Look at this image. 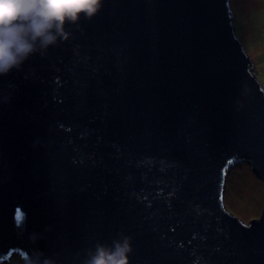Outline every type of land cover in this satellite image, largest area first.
I'll use <instances>...</instances> for the list:
<instances>
[{"label":"water","instance_id":"95a60500","mask_svg":"<svg viewBox=\"0 0 264 264\" xmlns=\"http://www.w3.org/2000/svg\"><path fill=\"white\" fill-rule=\"evenodd\" d=\"M234 0H103L67 41L0 77V264H264L227 175L264 181V93ZM19 214L20 219H17Z\"/></svg>","mask_w":264,"mask_h":264},{"label":"clouds","instance_id":"9594fccd","mask_svg":"<svg viewBox=\"0 0 264 264\" xmlns=\"http://www.w3.org/2000/svg\"><path fill=\"white\" fill-rule=\"evenodd\" d=\"M102 7L103 0H0V77L67 41L66 25L91 21ZM132 251L131 237L122 235L111 245L96 244L83 264H129Z\"/></svg>","mask_w":264,"mask_h":264},{"label":"rangeland","instance_id":"374dc122","mask_svg":"<svg viewBox=\"0 0 264 264\" xmlns=\"http://www.w3.org/2000/svg\"><path fill=\"white\" fill-rule=\"evenodd\" d=\"M239 32L246 51L264 84V0H234ZM264 88V85H263ZM264 93V90H263ZM226 209L244 223L258 219L264 206V182L248 163L230 169L224 190ZM3 264H26L17 254Z\"/></svg>","mask_w":264,"mask_h":264},{"label":"trees","instance_id":"16d2710c","mask_svg":"<svg viewBox=\"0 0 264 264\" xmlns=\"http://www.w3.org/2000/svg\"><path fill=\"white\" fill-rule=\"evenodd\" d=\"M234 26H235L236 33H239V31H240L239 28H240L241 24L240 23L238 24V22H237L236 25L234 24ZM257 79H258V75H257Z\"/></svg>","mask_w":264,"mask_h":264},{"label":"crops","instance_id":"0c3cea01","mask_svg":"<svg viewBox=\"0 0 264 264\" xmlns=\"http://www.w3.org/2000/svg\"><path fill=\"white\" fill-rule=\"evenodd\" d=\"M253 73L254 74H256V76H257V73H256V71H255V65H254V69H253ZM261 82V81H260ZM262 83V82H261ZM263 84V83H262ZM264 85V84H263Z\"/></svg>","mask_w":264,"mask_h":264},{"label":"snow or ice","instance_id":"6c2138e0","mask_svg":"<svg viewBox=\"0 0 264 264\" xmlns=\"http://www.w3.org/2000/svg\"><path fill=\"white\" fill-rule=\"evenodd\" d=\"M17 219H20V216H19V214L17 215Z\"/></svg>","mask_w":264,"mask_h":264}]
</instances>
